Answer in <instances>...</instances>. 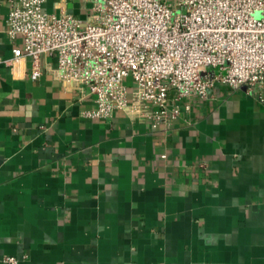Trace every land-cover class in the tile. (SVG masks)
Segmentation results:
<instances>
[{
	"label": "crops",
	"instance_id": "obj_1",
	"mask_svg": "<svg viewBox=\"0 0 264 264\" xmlns=\"http://www.w3.org/2000/svg\"><path fill=\"white\" fill-rule=\"evenodd\" d=\"M0 0V264H264V105L217 84L170 125L98 118L56 60L13 57ZM90 0H45L86 19ZM172 102L169 106L173 105Z\"/></svg>",
	"mask_w": 264,
	"mask_h": 264
},
{
	"label": "built area",
	"instance_id": "obj_2",
	"mask_svg": "<svg viewBox=\"0 0 264 264\" xmlns=\"http://www.w3.org/2000/svg\"><path fill=\"white\" fill-rule=\"evenodd\" d=\"M90 2L82 19L47 12L45 0H10L5 26L22 40L13 57H30L31 78L48 55L56 77L88 88L96 103L89 115L121 110L168 126L180 114L175 101L205 98L217 84L264 105V0Z\"/></svg>",
	"mask_w": 264,
	"mask_h": 264
},
{
	"label": "rangeland",
	"instance_id": "obj_3",
	"mask_svg": "<svg viewBox=\"0 0 264 264\" xmlns=\"http://www.w3.org/2000/svg\"><path fill=\"white\" fill-rule=\"evenodd\" d=\"M127 81H128V82H127L128 85L130 86V85H131V82H132L131 79H130V77L127 78ZM237 89H238V88H237ZM246 94H247V93H246ZM247 95H248V94H247ZM195 97H199V96H195Z\"/></svg>",
	"mask_w": 264,
	"mask_h": 264
}]
</instances>
